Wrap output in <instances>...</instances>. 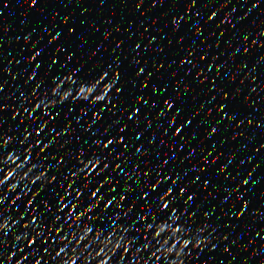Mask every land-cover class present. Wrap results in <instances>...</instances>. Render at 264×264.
Instances as JSON below:
<instances>
[{"label": "snow or ice", "instance_id": "6c2138e0", "mask_svg": "<svg viewBox=\"0 0 264 264\" xmlns=\"http://www.w3.org/2000/svg\"><path fill=\"white\" fill-rule=\"evenodd\" d=\"M196 2L174 13L169 33L153 19V34L137 23L143 30L125 44L110 41L113 33L125 36L118 27L109 31L100 21L102 35L90 39L94 21L63 15L57 23L45 0H16L25 17L39 3L32 15L44 20L22 19L12 38L0 27V46L13 48L0 50V264H225L218 244L227 264L237 252L239 264L254 257L264 264V175H253V157L264 163V115L256 112L264 82L253 86L264 74V30L233 31L242 16L218 32L227 12L209 29V45L201 29L220 8L195 24L201 13L188 12ZM189 21L191 39L186 31L169 53L174 59L157 63L167 51L161 41ZM185 43L191 46L181 49ZM166 68L172 73L160 76ZM239 141L242 147L220 150Z\"/></svg>", "mask_w": 264, "mask_h": 264}, {"label": "water", "instance_id": "95a60500", "mask_svg": "<svg viewBox=\"0 0 264 264\" xmlns=\"http://www.w3.org/2000/svg\"><path fill=\"white\" fill-rule=\"evenodd\" d=\"M6 2L9 4L8 9L0 8V20H2V27L3 25H7L9 28V32L7 33V36L4 38H12L17 33L21 31V20L22 19H28L33 22L39 20L43 22L44 17L41 16L39 18L32 15L35 8L39 6V3L37 6H33L32 9L28 10L29 15L27 17L24 16V9L17 8L16 0H6ZM138 2V0H106V3L102 7L97 6V0H45V3L47 5L46 7V13L47 15H51L52 12H57V23H59V16L68 15L70 21H79L81 19L85 21H94L95 26L97 28V32L90 36V39H97L102 35L103 29L101 28L100 21H103L104 24L109 28V31L112 30L113 27H118L120 29L121 33H124V37H120L117 33H113L112 37H110L111 40L116 39H124L125 44L129 43L132 39L131 34L132 33H138L139 31H142L143 29H137L135 28V24L142 23L144 27L148 28V35H151L154 33L155 29L151 26H149V21L153 19H157V25L156 28H159L161 30V34H167L170 32V26L168 24V21L173 17L174 13H179L180 15H184V7L188 3V0H181V2L177 5L176 8L172 7V0H144L143 4H141V7L139 10H134V5ZM259 3L260 7L259 9H253L250 13L247 11L248 8L251 7L253 3ZM78 3L83 5V8L78 7ZM205 4H210V7H204ZM223 5V7H221ZM217 8H220V11L217 12L216 16L214 17L213 21L209 23L207 28H202V32L205 34L206 43L211 44L214 40L215 34H209V29L212 27L213 24L219 23L225 13L231 12V16H229L228 21H225L224 25L221 26L220 29H218V32L225 31V29L228 27L229 22H231L232 25H235L236 20L240 19L242 16L246 17L241 21V24L233 29V31L236 30H242L247 28H252L256 25H259L257 28V31L264 30V23H260V21H264V0H248L247 4L242 3V0H197L196 5L193 10H190L188 12V17H191L193 15V12H200L201 16H199L195 24H200L204 18L207 17V15L215 11ZM235 9V11H232ZM84 10L85 11L84 16L81 17L80 13ZM140 12H144V16L140 17L139 20L136 18L139 17ZM160 17H163V19H159ZM187 19V17H186ZM129 21L132 22V26L129 25ZM32 25H29L31 27ZM45 27H48L47 24H44ZM192 27V22L189 21L188 25H184L182 22L181 28L179 31L174 35L171 39V41H161L160 46L165 47L167 51H165L161 56H156L155 60L157 63H164L168 62L170 63L173 57L170 56V51L175 50L177 48L176 41L179 38H182L184 36V33L187 31L189 40L191 39V31L190 28ZM81 32H90V26L80 25ZM24 31H27V29H24ZM51 34V28L48 29V32L44 33V38L47 39ZM255 37V33L253 34V37H250V40ZM221 43V49L223 50V44ZM105 46L109 47V42H105ZM191 46L188 43H185L184 45H181V49L187 48ZM156 45L153 43V48H155ZM0 50L4 52V54H7L8 52L12 51L13 48L6 47V46H0ZM15 50L19 51V44L15 46ZM109 47V51H110ZM210 51H216L218 54L219 50H213L209 49ZM203 48H198V52H203ZM264 51V49H262ZM121 53H113V55H120ZM126 55L127 53H123ZM181 55H183V51L180 52ZM253 55H258V53H253ZM145 58H151L153 56L152 53H145L143 54ZM225 56H227V53H225ZM11 59V57H9ZM138 59L141 57H137ZM104 59H107V53H105ZM151 63V59H150ZM14 70H18L19 66L15 65L13 63L12 65ZM183 71V66L180 67V69L177 70L176 75L173 77V83H175L176 79L180 76V73ZM172 73V69H164L162 70L159 75L160 76H167ZM239 77H237V80ZM264 82V74H258L256 78V82L253 86H257L259 83ZM261 97H264V92H261ZM253 100L258 99L257 97H251ZM256 112L259 115H264V106H261L260 104H257L256 106ZM259 132V130H257ZM219 139V138H217ZM242 144L243 141L239 142H233L231 145H224L221 146L220 150L225 149H231L237 146V144ZM237 147H242L238 145ZM227 152H225V155ZM249 153L242 150V155L246 158ZM253 163H255L258 166L257 173H254V176H260L264 175V163L259 161L256 157H253ZM198 166V165H194ZM219 167V163L214 166V168ZM251 167V165L244 166L242 169H239L241 171H247V169ZM231 169H226V173L231 172ZM232 174H235L232 172ZM19 179V177H17ZM223 180V177H221V181ZM21 187H23V184H21ZM247 187V186H245ZM259 191V188L257 189ZM257 210L259 209L260 205L257 203ZM255 227V225H253ZM251 225L246 231H249V237L251 238L252 233L250 231ZM242 235V234H241ZM248 238H243L240 241L241 246L246 242ZM260 243H262L259 239H257L256 246L259 247ZM223 244L217 245V252L215 255L218 256L219 259L224 260L225 264H227L226 258L229 254L225 253L223 256H219V249L224 247ZM234 251L233 249H230V252ZM253 251V247L250 246L248 249V254H251ZM166 254V253H165ZM243 257L239 252H237V261L234 262V264H239V261ZM83 264V262H81ZM251 264H260V261L257 260L255 257L253 258V262Z\"/></svg>", "mask_w": 264, "mask_h": 264}]
</instances>
